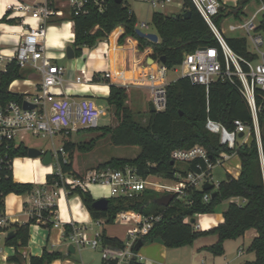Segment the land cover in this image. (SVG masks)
I'll return each instance as SVG.
<instances>
[{"label":"trees","instance_id":"trees-1","mask_svg":"<svg viewBox=\"0 0 264 264\" xmlns=\"http://www.w3.org/2000/svg\"><path fill=\"white\" fill-rule=\"evenodd\" d=\"M250 0H240L243 7ZM55 7V6H54ZM87 12L76 14L70 7L65 19L74 21L73 47L76 57L81 55L84 46L94 47L99 40L106 38L116 27L122 26L124 33L119 38L122 44L127 37H133L139 42V46L152 47L154 59L164 57L165 65L169 70L179 66L186 53L196 50L200 46H217L220 44L205 19L196 9L191 0H183V10L177 14H166L154 11L151 22L158 33L160 41L152 42L140 37L137 32V16L127 0H105V8L100 11L92 2L86 4ZM235 8L223 10L216 18L217 25H221L224 17L233 14ZM189 10L190 14L183 13ZM241 9L235 13L239 17ZM1 21H5L2 18ZM11 24L17 23L16 19L10 20ZM53 23V20L50 21ZM264 30V25L257 29ZM228 45L240 56L247 60L257 59V54L249 49L247 38L239 34H226ZM132 44L133 41L131 42ZM225 68L224 57H221ZM29 70L22 69L17 61L8 65L7 72L0 76V102L9 100L23 101V94L9 91V85L16 79H25ZM94 82L104 81L110 84L109 95L104 98L106 104L114 109L117 125H100L97 128L86 130H100L102 134L87 143H75L66 140L63 149L68 152V158L60 153L59 165L63 172L77 173L74 170V151H91L100 137L109 136L115 146H139L140 152L134 158L112 157L106 162L99 164L98 168L111 167L121 169L126 166L136 168L138 174L143 177L158 175L164 178L175 179L176 174L186 175L189 171L200 172L206 168L202 159L191 162H177L171 158V152L176 148H188L195 144L203 145L212 160L220 156L222 152H236L241 161V172L238 177L229 175L218 185L214 184L212 190L203 188H190L185 198H177L168 205L161 206L155 202L160 192L154 189H145L135 197H110L108 208L98 210L94 208V197L90 191L77 187L69 193H77L88 209L91 217L104 219L106 223H114L117 215L122 211H134L143 215H161L149 231L141 239L145 243L160 240L168 248H177L191 245L203 235H217L215 243L207 246L215 256L225 252L224 241L243 236L248 229L255 228L258 235L252 240L249 250L255 253V259L245 264H264V174L262 170L260 147L256 133L252 130L250 140L238 144L235 148H229L221 144L220 135L209 131L206 127L208 118L216 120L226 128L233 130L234 121L242 120L253 126L251 109L246 99L241 94L237 79L231 81L228 78H219L213 81L208 89L203 84L193 83L188 77H182L171 81L167 85V107L164 111L148 112L145 122L127 104L129 93L124 86L110 83L108 78L93 75ZM258 120L261 131L262 151L264 154V92L257 91ZM28 146L24 142L11 141L2 150L0 162V215L5 211V196L9 193L24 194L32 193L41 185L31 182H17L13 177L12 163L16 157L28 156ZM58 176L49 174L47 184L51 185ZM59 185H61V181ZM213 192L215 195L213 196ZM210 194V199L205 200L204 195ZM241 197L245 200L240 204L230 202L224 211L225 221L209 230H197L193 223L187 222L186 218H193L196 214L215 213L216 208L223 201ZM44 215L48 212L44 211ZM36 222L32 216L24 224L10 223L9 226L1 227L0 232L13 231L14 236L6 237V244L16 247H26L30 239V226ZM53 228L54 222L49 221L43 225ZM72 230L71 225L64 226L65 236ZM105 245L123 246L122 240L109 236L105 230L102 233ZM133 250L138 253L140 249ZM70 254V253H69ZM59 250H50L47 246L39 256L31 255L29 264H50L56 259L63 257ZM10 262L25 264L21 253L17 252L9 258ZM130 264H145L139 258L131 259Z\"/></svg>","mask_w":264,"mask_h":264},{"label":"built area","instance_id":"built-area-1","mask_svg":"<svg viewBox=\"0 0 264 264\" xmlns=\"http://www.w3.org/2000/svg\"><path fill=\"white\" fill-rule=\"evenodd\" d=\"M55 0H7V9L3 16L6 22L19 20V39L14 49L8 51L1 46L0 42V76L7 72L8 65L12 61H17L19 66L25 70H37L40 74L38 81H33L27 77L16 79L9 85V91L22 93L23 101L9 100L0 102V162L2 161V150L11 141L15 143L23 142L25 135H43L54 137L57 134L77 130L78 128H97L100 126V119L106 115V109L99 105L96 100L88 96L73 97L57 89L62 87L66 81L68 69L65 65L56 61V58L48 53L46 43L47 28L53 16H60L63 11L54 7ZM72 10L78 14L86 13V4L92 1L100 11L105 8V0H65ZM154 9L164 8L173 0H144ZM196 9L205 19L214 32L220 47L200 46L196 50L186 53L182 63L176 67L180 71V76L188 77L193 83L203 84L208 89L209 85L219 79L228 78L231 81L237 79L238 87L246 99L252 113L253 126H250L240 119L234 121L235 128L230 130L220 122L208 118L206 127L209 131L220 135L221 144L229 148H235L238 144L240 133L249 134L252 130L257 136L260 135L258 120L257 91L264 92V51L260 46L264 45V38L258 34V27L264 25V0H250L243 7L225 6L221 0H191ZM179 4L182 3L178 2ZM249 3L258 4V8L252 14H246L245 8ZM241 9L239 17L235 13L222 19L221 25H217L216 18L225 9ZM13 12H21L24 16L18 17ZM235 16L239 21L229 22V18ZM72 29L74 32V21ZM227 24V25H226ZM137 28H148L146 22L137 23ZM242 33L241 36L247 38L248 44H252L257 54V59L247 60L238 55L227 43L226 34ZM108 37V36H107ZM225 60L223 68L222 59ZM168 68L165 63L159 61L157 73L148 76L145 87L147 88L151 103L156 112L164 111L167 107V85L166 80ZM81 75L75 78L76 81H87L86 69H80ZM105 77L110 78L109 71L105 72ZM30 81V84H25ZM15 82H19L14 85ZM28 86L25 90H16L19 84ZM35 105L33 108H25L24 102ZM260 139V137H258ZM53 152V151H52ZM65 153L63 146L53 152L54 170L51 174L58 176L53 184L47 183L38 186L31 193L32 200L29 208L30 217H36L34 224L43 226L47 222H54L57 226L58 201L62 196L69 195L71 190L80 187L89 191L91 185L104 184L110 187L111 197L132 198L142 193L145 189H154L161 193H174L177 198H185L190 188H203L206 182L213 183L212 170L214 167L223 165L230 157V153L222 152L219 157L212 160L208 150L201 144H195L188 148H176L171 152V158L177 162H191L202 159L206 163V168L200 172L189 171L186 175L176 174L175 179H167L169 182L151 181V176L164 178L158 175L143 177L138 174L136 168L126 166L121 169L111 167L94 168L87 173H65L59 165V155ZM218 185V184H217ZM205 200L210 199V194L204 195ZM48 212L44 215L43 212ZM117 218L131 219L132 223L127 228L126 238L122 240L123 246L120 251H115L110 246L105 245L102 239L103 230L88 232L92 229L88 225H78L70 222L72 230L66 240L68 244H73L75 249L89 245L94 249L101 248V264H130L132 258L141 257L133 248L138 240L147 235L154 223L160 220L161 215H143L134 211H122ZM98 226L104 223V219H95ZM10 221L4 214L0 215V226L6 227ZM9 231L0 232L7 236ZM0 247V252H1ZM242 252V248L239 253ZM83 264V263H82ZM200 264H206L204 261Z\"/></svg>","mask_w":264,"mask_h":264},{"label":"crops","instance_id":"crops-1","mask_svg":"<svg viewBox=\"0 0 264 264\" xmlns=\"http://www.w3.org/2000/svg\"><path fill=\"white\" fill-rule=\"evenodd\" d=\"M127 2L131 6V3L129 1ZM181 5L182 3L180 4L177 3V6L180 7L181 10L178 11V13L182 12L183 10V6ZM54 6L57 9H59L57 5L54 4ZM6 9H7V4L5 7V12ZM61 10L63 11V9ZM63 17H64V11L62 15L53 16L51 18V21L53 20V23H50L48 25L46 43H47V47L50 48L51 55L57 57L56 61L65 65L64 63H62V60L68 58L66 56V47L69 45L73 47L74 32L73 29L71 32V29L67 25L68 21L70 20L65 19V17L64 18ZM17 32L18 30L17 31L10 30L4 32L3 34L10 36L15 35L19 37V34ZM113 32L114 35L112 36L111 39V34ZM123 33H124V28L122 26H118L108 35V37L99 40L94 47L84 46L82 48L81 55L76 57L75 54V58H73V60L71 59V62H69L68 64L69 67L66 66L68 69L66 81L62 87L57 89V91L73 97H79L78 96L79 94L87 95L90 94V92L92 91H101V94L103 95L102 97L106 98L110 92V84L105 83L104 81L94 82L92 79L95 73H99L100 76L105 77V72L109 71L111 74V77L108 78L110 80V83L124 86L127 89L129 93V99L127 100V104L128 103L130 104L131 102L130 97L132 91H137V92L145 91L150 99V95L147 88L145 87V84L147 83L149 74L157 73L160 59L156 60L152 57L153 54L152 47L148 46L141 48L139 46V42L133 37H127L125 41L122 44H120L119 38ZM3 34L0 32L1 46L8 51L13 50L12 49V46H14L13 44H3L1 40V36ZM132 41L134 44L131 43ZM151 58H153V61H151ZM96 59L97 60L102 59L103 61L102 68L100 67L97 68L95 67L94 64L91 65V61H94ZM83 67L86 69L87 71L86 73H90L89 80L78 82L75 80V78L81 74L80 69ZM115 70H117L120 73V75ZM168 72L166 74V80L170 83L173 80L167 79ZM32 80L38 81L39 79L37 78V80L34 79ZM95 86L106 87L107 90L105 91L97 90L94 88ZM262 132L264 134V126L262 128ZM246 136L247 134H244L242 137L239 136V138H241L242 140L245 139ZM239 143L243 144L246 142L242 141ZM259 147H260L262 170L264 174V154L262 151L261 139H259ZM28 157L29 156L16 157L13 159L12 169H13L14 180L17 182H31L35 185L45 184L47 182V176L51 174L54 170V163H51L50 165H44L41 162L40 158H39L40 160L38 166L41 165L42 167H51V171L46 172L43 178L28 180V175L33 170H31L30 172L21 170L20 172H18L16 178L15 175L16 159L20 158L24 160L25 158ZM221 167L224 170V176H222L217 180L215 179L212 170L213 184L215 185H217L220 181L227 179L229 175L234 177H238L240 175L241 161L239 155L236 152L232 153L230 157L226 159L225 163L221 165ZM74 169L75 171H77V173H80L76 169L75 165H74ZM71 195H65L60 198V200L65 199L68 204V208L70 211V219L69 218L65 219V223L62 224L63 227L58 231L56 238H52L51 242H50V233L47 236L46 235L41 236V228L44 226H40L37 224H32L30 226V239L28 245L26 247H20L19 249H16V247L14 246L7 245L5 242L7 236L1 234L0 241L2 240L3 244L0 243V247L2 250L0 252V264H19L9 261V258L13 256L17 252V250L21 253V257L23 258L24 263L29 264L30 256L41 255L43 252V248L45 246H47L50 250H59L64 254L63 255L64 261H62V258H60L52 261L50 264H74L75 262H73L69 258L72 254H76L78 249H76L74 253L69 252L68 248L70 244H68L67 240H65L66 236L64 231V226L66 224L71 225L70 222H75L70 207ZM94 199L96 198L94 197ZM31 200H32V195L30 193H24V194L9 193L5 196L4 215L10 221V223H17L21 225L29 220L30 218L29 208L31 206ZM230 202H237L242 204L245 202V200L242 199L241 197L232 198L230 200L223 201L220 205H218L215 213L196 214L194 216L196 221L195 223H193L196 229L205 231L218 226L220 223H223L225 221L224 211L226 210ZM87 213L91 217L88 209H87ZM191 219L192 218L188 217L186 218V221L191 222ZM104 222L106 221L104 220ZM54 227H59V224ZM128 227L129 226H127V228ZM104 230L106 231V229ZM106 233L109 236L117 237L120 240L125 239V236L122 237L117 234H110L107 231ZM257 235H258L257 230L255 228H251L248 229L243 236H240L236 239L225 240L224 241L225 252L224 254L218 256L213 255L212 253H210L208 250L205 249L207 246H210L217 241L218 239L217 235H213V234L203 235L198 239H196L193 244L181 248H176L175 251L173 252H171L170 248L166 247L165 244L160 240H154L145 243L140 248L138 254L141 257V261L144 262L145 264H200L203 261L206 264H245L246 262L255 259V253L249 250V246L252 240ZM64 242H66V246L64 248H61L60 246H62ZM241 248H242V252L239 253V250ZM183 253H186L187 255L185 259L184 257H182ZM82 263L85 264L83 261L77 262V264H82Z\"/></svg>","mask_w":264,"mask_h":264},{"label":"rangeland","instance_id":"rangeland-1","mask_svg":"<svg viewBox=\"0 0 264 264\" xmlns=\"http://www.w3.org/2000/svg\"><path fill=\"white\" fill-rule=\"evenodd\" d=\"M131 3V8L136 12L137 19L139 24L142 22H146L148 24V28H143L142 30L144 32H156L154 25L151 22V16L154 11H161L165 12L167 14H177L178 11L180 10V7L177 6L178 2H181V0H173L171 3H169L166 7L164 8H156L154 9L152 6H150L147 2L144 0H127ZM55 5H57L59 8L63 9L64 11V17H66L67 12L70 8V5L67 1L65 0H58V1H53ZM222 4L225 6H240V0H221ZM7 4V0H0V32L3 34L6 31H17L20 29L19 27V20L17 23L14 24H9L5 21H1L4 14H5V7ZM258 8V4L256 3H249L247 7L245 8V13L246 14H252L256 9ZM181 13V12H179ZM13 15H17L18 17L24 16L23 13L21 12H13ZM63 17V18H64ZM239 20L235 18V16H231L229 18V22L236 23ZM227 25V24H226ZM258 34L262 35L264 38V30H261L260 32H257ZM229 35L233 34H242V33H231L227 32ZM19 39L18 36H10L3 34L1 36V40L3 44H13L17 45V40ZM112 39V38H111ZM104 42V41H103ZM15 47L12 46V49ZM249 49L251 51H256L254 46L250 43L249 44ZM260 50L264 51V45L260 46ZM48 53H50V48H48ZM55 51V50H52ZM54 58L57 59L55 56ZM73 60V59H72ZM71 62V59H63L62 63L65 64V66L69 67L68 64ZM81 75V74H80ZM82 76V75H81ZM180 76V71L176 70V68H173L169 70L168 72V78L169 80H175ZM26 77L32 78L34 80L39 79L40 74L37 70H30L29 73L26 75ZM83 78V76H82ZM17 82L16 84H18ZM30 81H27L25 84H30ZM14 84V85H16ZM16 90H25L28 88V86L23 85L22 83L19 84L18 87H15ZM80 96H88L92 97L96 100V102L103 106L106 109V115L102 116L100 119V125H111L115 126L117 125L118 119L115 116L114 109L112 107H109L106 104L105 99L102 97L103 95L101 94V91H92L90 94H79ZM129 99V98H128ZM131 102L129 106H131V109L139 115V117L142 119L143 122H145L148 118V112L150 108V103L151 100L148 97V94L145 91H132L131 93ZM87 128H78L75 131L70 132V134H66L64 132H61L57 134L56 136L49 137V136H43V135H33L32 133H28L25 135V138L23 139V142L25 145L28 147H37L40 149L44 150H52L53 152L55 150H59L61 146H63L64 142L66 140H71L75 143H87L93 138H96L102 134L100 130H86ZM252 136V132L247 134L245 139L238 138L239 142H248ZM257 136V135H256ZM260 137L261 139V131L260 135L257 136V138ZM259 142V138H258ZM19 143V140H18ZM140 152V147L139 146H129V147H123V146H115L112 144L109 136H104L100 137L96 144L95 147L89 151V152H81L75 149L74 151V165L76 169L81 173H87L89 170L96 168L99 164L106 162L112 157H127V158H134L137 156V154ZM64 158H68V152H65L63 154ZM29 158V157H28ZM20 158H17L15 161V175L17 178L18 172L21 170H18L17 166V160ZM27 158L24 160L20 159L21 161H25ZM40 160V159H39ZM75 170V169H74ZM51 167H42L39 165L37 168H35L33 171L30 172L28 175V180L32 179H39L43 178L46 172H50ZM77 172V171H76ZM20 174V173H19ZM38 174V175H37ZM213 174L215 176V179H219L222 176H224V170L221 167V165L216 166L213 169ZM20 179V178H19ZM21 180V179H20ZM151 181H161V182H169L165 178H158L156 176H151L150 177ZM90 191L91 194L96 198H110L111 193H110V187L104 184H94L90 186ZM166 193H159L158 196H162ZM71 213L74 216V221L78 225H88L91 226L92 229H89L88 232L91 233L93 231L97 230H104L110 234H117L119 236H122L125 238L127 237L125 234L127 226H129L132 223L131 219H121L117 218L115 219L114 223H106L104 222L102 225L98 226L93 222V219L88 215L87 209L85 208V205L83 204L82 198L79 194L73 193L71 196ZM58 219L57 222H59V227H54V228H41V236L43 235H48L50 233V242L52 241V238H56V235L58 231L63 227L62 224L65 223V219L69 218L70 219V211L68 208V204L65 199L58 201V211H57ZM64 215V216H63ZM198 223V220H197ZM50 231V232H49ZM66 240V239H65ZM1 244H3V241H0ZM66 246V242L60 246L61 248H64ZM187 245L181 246L185 247ZM177 247V248H181ZM176 248H170L171 252L175 251ZM101 248L94 249L89 245H85L81 247L80 250H77L76 254H72L69 259H71L73 262L77 264L79 261H83L85 264H101ZM186 253L182 254V257H186ZM62 261H64V258L62 257ZM74 263V264H75Z\"/></svg>","mask_w":264,"mask_h":264},{"label":"water","instance_id":"water-1","mask_svg":"<svg viewBox=\"0 0 264 264\" xmlns=\"http://www.w3.org/2000/svg\"><path fill=\"white\" fill-rule=\"evenodd\" d=\"M119 2H121L122 0H118ZM233 12H236V10H234ZM190 14V11L187 10L183 13L184 16H187ZM136 32L137 34L140 36V37H143V38H146L152 42H158L159 41V35L158 33L156 32H144L142 29L140 28H137L136 29ZM66 56L69 58V59H73L75 58V50L74 48L69 45L66 47ZM151 61H153V58H151ZM160 61L162 63H165V59L164 57H162L160 59ZM24 107L25 108H33L35 107L34 104L30 103V102H27L25 101L24 102ZM150 112L154 113L156 112V109L153 105V103H150V108H149ZM244 135V133H240L239 136L242 137ZM28 156L30 158H40L41 159V162L44 164V165H50L51 163H53V152L52 150H44V149H40V148H37V147H28ZM214 187V184L213 183H210V182H206L203 186V189L205 190H212ZM213 196L215 195V192H213L212 194ZM175 194L174 193H167V194H164L160 197H158L155 202L161 206H168L174 199H175ZM108 204H109V198H106V197H102V198H98V199H95L94 203H93V206L94 208L98 209V210H106L108 208ZM196 219L193 217L191 219V223H195ZM14 236V232L13 231H10L7 235V238H11ZM144 245V242L142 241V239L138 240L136 245H135V248L136 249H140L142 246ZM110 248L112 250H115V251H120L121 249L117 246H110ZM69 252L71 253H74L76 251L75 247L73 244H70L69 245V248H68Z\"/></svg>","mask_w":264,"mask_h":264},{"label":"bare ground","instance_id":"bare-ground-1","mask_svg":"<svg viewBox=\"0 0 264 264\" xmlns=\"http://www.w3.org/2000/svg\"><path fill=\"white\" fill-rule=\"evenodd\" d=\"M68 27L71 29V32H72V23L70 21H68ZM114 35V32L111 34V38L112 36ZM73 36V35H72ZM87 64V63H86ZM94 64L95 67H100L102 68L103 66V61L102 59L100 60H94V61H91V65ZM88 65V64H87ZM86 65V66H87ZM125 69V68H124ZM134 70V69H133ZM117 71V70H115ZM87 72V71H86ZM117 73L120 75V73L117 71ZM137 73V72H136ZM88 75V79H89V76H90V73H87ZM17 82H15L14 84H16ZM95 89L97 90H102V91H105L107 90L106 87H98V86H95L94 87ZM82 93V92H81ZM39 164V158H27L25 161H21V160H17V166H18V170H22V171H28L30 172L31 170H34L35 168H37ZM160 181V180H159ZM64 216V215H63ZM202 226V224H201Z\"/></svg>","mask_w":264,"mask_h":264},{"label":"flooded vegetation","instance_id":"flooded-vegetation-1","mask_svg":"<svg viewBox=\"0 0 264 264\" xmlns=\"http://www.w3.org/2000/svg\"><path fill=\"white\" fill-rule=\"evenodd\" d=\"M236 11H238L239 12V9L237 8V10ZM235 13V12H234Z\"/></svg>","mask_w":264,"mask_h":264}]
</instances>
